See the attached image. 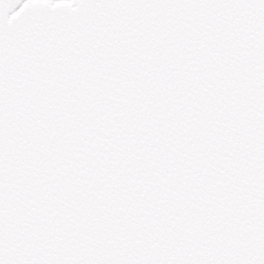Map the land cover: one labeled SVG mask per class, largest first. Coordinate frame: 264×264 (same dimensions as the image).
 I'll use <instances>...</instances> for the list:
<instances>
[{"label": "snow or ice", "instance_id": "snow-or-ice-1", "mask_svg": "<svg viewBox=\"0 0 264 264\" xmlns=\"http://www.w3.org/2000/svg\"><path fill=\"white\" fill-rule=\"evenodd\" d=\"M0 264H264V0H0Z\"/></svg>", "mask_w": 264, "mask_h": 264}]
</instances>
